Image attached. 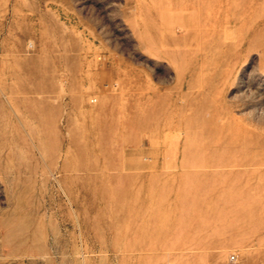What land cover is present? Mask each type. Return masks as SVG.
I'll return each mask as SVG.
<instances>
[{
  "label": "rangeland",
  "instance_id": "1",
  "mask_svg": "<svg viewBox=\"0 0 264 264\" xmlns=\"http://www.w3.org/2000/svg\"><path fill=\"white\" fill-rule=\"evenodd\" d=\"M0 264H264V0H0Z\"/></svg>",
  "mask_w": 264,
  "mask_h": 264
}]
</instances>
